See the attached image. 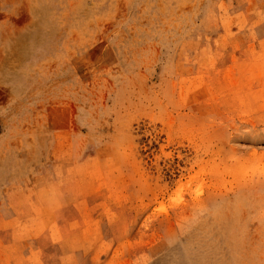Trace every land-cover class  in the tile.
Wrapping results in <instances>:
<instances>
[{
    "label": "rangeland",
    "instance_id": "374dc122",
    "mask_svg": "<svg viewBox=\"0 0 264 264\" xmlns=\"http://www.w3.org/2000/svg\"><path fill=\"white\" fill-rule=\"evenodd\" d=\"M0 264H264V0H0Z\"/></svg>",
    "mask_w": 264,
    "mask_h": 264
}]
</instances>
